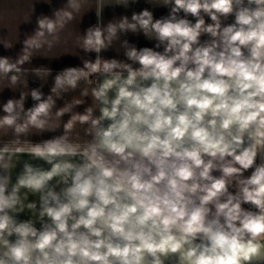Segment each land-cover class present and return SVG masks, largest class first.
I'll list each match as a JSON object with an SVG mask.
<instances>
[{"label": "clouds", "instance_id": "9594fccd", "mask_svg": "<svg viewBox=\"0 0 264 264\" xmlns=\"http://www.w3.org/2000/svg\"><path fill=\"white\" fill-rule=\"evenodd\" d=\"M42 2L0 56V264H264V0Z\"/></svg>", "mask_w": 264, "mask_h": 264}, {"label": "crops", "instance_id": "0c3cea01", "mask_svg": "<svg viewBox=\"0 0 264 264\" xmlns=\"http://www.w3.org/2000/svg\"><path fill=\"white\" fill-rule=\"evenodd\" d=\"M35 0H0V37L6 38L9 41L13 42L14 48L13 50H6L2 45H0V56H12L15 57L20 53L22 45L18 43V41H22L24 39L25 34H31L35 27L34 18L35 15L46 14L51 15V9L46 3H43L42 0L40 3L36 4L35 13H33V4ZM63 3V0H52V8L59 7ZM146 5L143 0H141L140 4L134 6L132 10L139 11ZM117 13L125 12L124 9H116ZM165 9H157L156 15H162L165 13ZM130 15V11L127 13ZM105 19H109L112 17V10H105ZM31 19L32 22H28ZM96 17L94 12L87 15L84 19L82 28H86L89 24L95 23ZM68 31L73 34V37L78 33V25L71 24L68 26ZM141 46H150L149 42L140 39L138 41ZM65 48L68 49L73 55H67L62 57L60 60L52 61L51 64L47 60L37 59L34 60V64H45L47 66H51L54 70L62 69L65 66H75L79 64L78 58L75 57L77 54V49L72 40H69L67 45H61L53 50V57L59 58L62 56ZM114 53L108 52L105 53V56H112ZM34 79V78H30ZM39 81H36L32 86H37ZM47 91V88H45ZM12 93L6 92L4 94V98H8ZM32 101L29 100L28 104L31 105Z\"/></svg>", "mask_w": 264, "mask_h": 264}]
</instances>
